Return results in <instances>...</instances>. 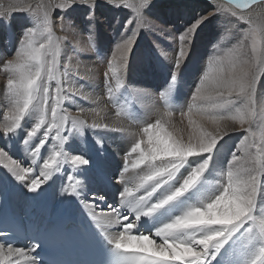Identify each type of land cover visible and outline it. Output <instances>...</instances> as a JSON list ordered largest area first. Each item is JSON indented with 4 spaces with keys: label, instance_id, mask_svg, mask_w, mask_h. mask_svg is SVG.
<instances>
[{
    "label": "snow or ice",
    "instance_id": "obj_1",
    "mask_svg": "<svg viewBox=\"0 0 264 264\" xmlns=\"http://www.w3.org/2000/svg\"><path fill=\"white\" fill-rule=\"evenodd\" d=\"M103 3L114 9L130 10L119 36L115 37L110 58L104 57L107 101L117 105V119H111L107 112L101 116L102 108L83 107L76 109L78 115L72 117L69 109L63 107L65 101L75 103V97H83L85 85H69L65 79L68 65H61L62 42L70 33L78 40L87 33L89 44L97 45L94 23L82 31L63 13L74 5L85 6L89 9L86 19L93 22L97 0L41 3L36 6V13L42 14L29 16L35 26L21 34L15 54L0 55V67L8 74L6 90L11 98L0 123V168L29 193H39L46 185L56 189L57 198L66 206L63 211L69 223L73 202L84 215V208L89 209L87 220L111 246V264H230L228 253L253 243L259 247L251 264H264V215L256 211L257 197L264 187V136L257 140L253 133L257 86L264 77V23L258 24L253 13L257 7L264 9V0H204L211 10L197 14L178 32L149 15L154 0H103ZM56 9L61 15L53 17ZM19 10L31 12L30 6ZM214 17L219 35L210 44L213 49L232 29L242 35L223 56L207 51L199 61L200 73L186 111L185 107L174 110L168 101L192 54L197 32ZM0 20H11L7 10L0 11ZM57 21L64 35H56ZM38 31L43 36L40 41L35 39ZM142 33L157 34L169 41L168 50L158 40L154 39L153 45L172 65L171 81L159 93L163 104L150 109L143 124L131 131L119 119L123 108L116 98L125 89L123 73L128 70ZM131 94L148 95L142 89H133ZM93 103L98 104L99 100ZM86 111L100 117L90 125L92 129L126 132L133 138L129 141L123 135L118 137L124 144L123 163L119 174L114 179L108 177L107 183L120 185L122 191L117 201L101 208L99 214L96 208L98 202L106 201L105 196L89 192L87 167H76L88 166L89 160L70 154L71 149L65 147L70 140L84 136L86 121L79 114ZM177 112L181 123L187 118L186 129H177L172 124ZM194 115L199 123L193 119ZM128 119L137 121L141 117H133L129 111ZM27 121H31L30 128L26 127ZM238 128L243 135L218 170V187L210 194H199L195 203L181 200L197 188L206 172L215 170L216 157L224 147L220 142ZM49 142L51 151L43 157L42 149ZM96 143L101 141L96 139ZM19 152L23 153V159H14L12 153ZM69 164L74 166L71 175L65 167ZM130 168L136 170L132 179L126 175ZM224 207L229 210L226 217L218 211ZM24 214L30 216L31 210L25 208ZM145 218L152 227H144ZM6 220L11 221L17 233L29 230L17 214L5 216L4 196L0 192V225ZM33 228L38 231L40 226ZM12 230H0V237ZM46 255V247L38 239L30 240L24 248L0 241V264H12L14 256H23L27 264H48Z\"/></svg>",
    "mask_w": 264,
    "mask_h": 264
},
{
    "label": "bare ground",
    "instance_id": "obj_2",
    "mask_svg": "<svg viewBox=\"0 0 264 264\" xmlns=\"http://www.w3.org/2000/svg\"><path fill=\"white\" fill-rule=\"evenodd\" d=\"M49 2L55 3L56 0H0V11L7 10V16L11 17V20L8 22H5L4 20H0V55L10 57L15 54L17 43H18V40L21 34L24 32L26 28L35 26V21L31 22L29 16L32 15L33 13H36L37 5L41 3H49ZM29 6L31 8V12L19 10L21 8H27ZM210 10H211V6L206 5L204 3V0H154V5L150 9L149 14L154 19H156L158 22H162L166 27L172 28L174 31H177L178 29L182 31L185 26L190 24L191 21L197 17V14L204 15L207 11H210ZM129 11L130 10L114 9L110 5L103 3V0H97V4L95 8V20L93 22H89L86 19L89 9L85 6L74 5L66 13H63V15L66 18L71 19L74 24L79 25L82 31H87V28L90 26V24L94 23L95 29H96V39L100 38V42L103 48H105L106 51H108L109 49H112L113 47V46H110L108 43L111 40L110 37H112V35L114 37L115 36L114 34L116 33L120 34L123 28V24L125 20L128 18ZM36 14L39 15L42 13H36ZM52 15L53 17H55V16L61 15V13L59 12L58 9H56L53 11ZM253 16H254V19H256L257 23L260 24L264 20V9L257 7L256 12L253 13ZM170 19L172 22L170 21V25H168V21ZM210 22L211 20L206 22L204 25H202L201 28L198 30L197 37L194 42L195 47L197 44L198 37H200L202 34L205 36L206 32H209V34H207V36L209 37V40L210 38L214 39L218 37L219 30L217 32H212L210 30L211 29ZM58 24H59V21H57V27L55 29L56 35L57 36L64 35L63 33H61L58 27ZM140 38L143 39L147 37H145L144 35H141ZM35 39L37 41H40L43 39V36L40 34L39 31L37 32V36L35 37ZM154 39L158 40L161 44H163L162 46L166 47V50L170 49V45L168 44L169 41L164 40L162 37H156ZM233 39H237V37L234 35L232 31H228L225 35V38L220 43H223L226 48L227 47L230 48L232 47L231 42ZM81 40H84V43H86L87 45L84 47L81 46L82 45ZM153 40L148 39L147 44H151ZM77 44H79V47H77ZM69 45L71 47L74 46L79 49L80 57L78 56V52H76L77 57H75V53L69 52L70 51V49L68 50ZM91 46L93 45L89 44L87 33H85L82 37H80L79 40L70 33L68 34V36L65 37V40L62 42L61 53L62 52L63 53L60 55L61 65L67 64L68 72L72 71L76 77L75 79L79 80L81 84L85 85L84 89L82 90L84 92L83 97L81 96L75 97L74 98L75 103H72L70 101H65L64 105H68V107H70L67 109H69V111L71 112L72 117H75L78 115L76 109L83 107L85 109L102 108L104 109V112H101V116H103L105 112H107L108 116L111 119H117L114 113V110L117 105L110 104L107 101V97H106L107 95H104L105 93H103L102 89H100L99 87V85L102 84L101 78L103 74L102 71L104 69H102V71L99 72L100 75L96 74L95 61L93 59H90L92 53L88 49V47H91ZM153 53L155 52L153 51ZM69 57H71V59H69ZM195 61L196 63L199 64L198 59L193 58V60H191L189 57L188 61L183 66L182 72L183 70H187L188 73H191L190 71L191 69L190 68L186 69V65L189 62H191L193 66ZM165 62H167V64L170 65V67L168 69H165L163 72L165 74H171L172 65L168 61H165ZM61 70H63V67ZM199 70L200 69L198 68L196 69V71H199ZM144 71L142 69V72ZM0 72H2L1 74H3L4 76L8 77V74L3 70L2 67H0ZM194 72H195V69L193 70V73ZM126 74H127V70H125L123 73V81H124ZM70 81H72V79ZM70 81L68 83H73ZM167 82H170V80H168ZM6 84L7 83H2L0 81V88H6ZM113 84H115L114 81H113ZM145 85H148V84H145ZM104 89H105V86H104ZM136 89H143V88L142 86L139 85L138 87H136ZM125 91L126 90H123L121 94L116 98L117 104H118V100L122 98L121 96L125 95ZM257 91L258 93L255 98V111H256L255 115L256 116L254 117L253 133H254L255 138L259 140L261 136H264V81L263 79L260 80V83L257 86ZM128 94H129V91H128ZM127 96L129 97L128 99L132 98L131 94ZM177 99H179V95ZM96 100H99L98 104L93 103V101H96ZM137 100H139L140 102H145V103H147L148 101L145 95H138ZM126 101L128 103V100ZM133 102L136 104V107L138 108L137 114L141 112L147 113L153 107H159L157 102H153V101H152L151 106L145 105V107H141V105H138L136 101H133ZM10 104H11V98L8 96V94H7V100H4V99L0 100V123L3 122V119H2L3 115L8 111V106ZM119 104H120V101H119ZM64 105L63 107H65ZM79 115L81 119L86 121V124L84 126V136L83 137L78 136L77 138L70 140L69 143L80 142L83 144H87L90 148L89 157H91V160L93 162L89 163L88 166H76V167H87V171L85 175H87L88 177L87 183H88L89 192H96V193H99L100 195L105 196V199H106L105 202H102V203L98 202V207L96 208V211L99 214L101 208H106L107 204L109 203H115L117 201V197L119 196V193L122 191V189H120L121 188L120 185L109 186V184L107 183L108 177L114 178L116 175L119 174V170L121 169L122 163H123L121 156L123 155L124 144L118 137L123 135L127 137L129 141H131L133 138L127 136L126 132L125 133H113V132H107L104 130L92 129L90 125L93 123V121L100 120V117H97L94 112L86 111L84 113H80ZM135 117L137 116L135 115ZM259 117H262V119L258 122ZM119 119L121 120L123 124V121H122L123 118L120 117ZM193 119L198 120V118L195 115L193 116ZM102 122H110V120L102 121ZM186 122L187 121L183 120V122L181 123V118L177 116L172 117V124H174L177 129H186ZM134 123H135V127L133 125H130V126H127L126 128L130 129L131 131L132 130L136 131L138 125L143 124V121L139 119L137 121H134ZM31 126H32L31 121H27L26 127L30 128ZM208 128L211 129L212 125L209 124ZM93 133H95V138L93 137ZM241 134L242 132L238 128L236 132L230 134L231 137H225V140L221 141L220 143L223 145H227V143H230L235 137ZM20 137L21 138L23 137L22 130L20 131ZM0 139H2V137H0ZM96 139H99L101 141V144H97ZM225 141H227V143H225ZM51 143L52 142H49L45 145V149L47 151L45 149H42L41 155L43 157H46L47 154H49V152L51 151ZM227 146H228V149L226 151V154L233 151V148L230 144ZM217 147L219 148V145ZM12 155L14 159H23L22 152L12 153ZM219 156H220V152H219ZM193 159H201V158H193ZM215 163H216L215 170H210L209 172H206L205 177L202 178V182L197 186V188L190 190V192L187 193L185 197H182L181 200H185L186 203H195L197 196L199 194L201 193L210 194L212 189L218 187L217 182L220 179L218 175V170L222 168L223 165H218V162H215ZM65 167L68 169V174L71 175L74 166H71L69 164V165H65ZM135 171L136 170L131 169L129 173L126 175H128L129 178L132 179L134 178ZM0 192H2L4 196V212H6L7 209L11 210L14 214L18 215L21 221H23V219H29L30 217V216L28 217L25 216L24 214L25 208H29L31 210V214L36 218L37 224H40L43 221H45L47 216H51L52 218L53 216L60 213L66 208L63 201L57 198L56 189L50 188L46 185L45 188L41 189L39 193H29L27 191V188H25L22 184L17 183L4 168H0ZM192 193H196L197 195H193ZM88 199H89V202H91L92 198L89 197ZM81 207L83 208V206ZM71 210H72L71 215H72L73 221H79L83 223L86 227L91 228L96 232V230L91 226L90 222L87 220L85 216L87 215L89 209L84 208V212H85V215H84L81 213V210L76 205V203L73 202V204L71 205ZM256 211L258 215H264V187H262L261 192L259 196L257 197ZM101 223H103L102 219H101ZM142 223L144 224L145 228H149L153 226L152 223L147 220V218H145L142 221ZM103 242L106 243V241L104 240ZM108 246L109 248H111L110 245ZM15 247L24 248L25 246L17 245ZM227 247L228 246H226V248ZM258 247H259L258 244L253 243L251 245H246L240 249H236L228 253V260L230 261V264H251L252 260L255 258L257 254ZM218 259H223V258H218ZM12 264H27V262L23 256L21 257L14 256L12 258Z\"/></svg>",
    "mask_w": 264,
    "mask_h": 264
},
{
    "label": "rangeland",
    "instance_id": "obj_3",
    "mask_svg": "<svg viewBox=\"0 0 264 264\" xmlns=\"http://www.w3.org/2000/svg\"><path fill=\"white\" fill-rule=\"evenodd\" d=\"M150 15V14H149ZM194 20V19H193ZM192 20V21H193ZM170 21L171 19L168 21V25H170ZM191 21V22H192ZM216 21H217V18H213L210 22V26H211V31L212 32H217L218 29H217V26H216ZM172 22V21H171ZM261 23H264V20L261 22ZM178 31H181V30H177ZM234 35L237 37V39L242 35L238 30L236 29H232L231 30ZM207 34H209V32H206L205 33V36L202 34L200 37H198L197 39V44H196V47H195V44L193 46V51H192V54L190 56V59L193 60L194 59H198L199 61L202 60L204 58V56L207 54V50L209 53H214L216 55H220V56H223L227 51H228V47L226 48L224 46L223 43H219V45L215 48V49H211L212 47L210 46L211 43H215V39H212L210 38L209 40V37L207 36ZM115 36L113 37H110V41L108 42L110 46H113L112 48H114V43H115V37H118L119 34H114ZM141 35H144L145 37L147 38H140L137 42V47L133 50V54L132 56L130 57V62H129V65H128V70H127V74L124 78V84H125V95L124 96H121L122 98H120L118 100V105L120 108H123V113H122V118H123V126L124 127H127V126H130V125H133L135 127V123L134 121L132 120H128V112L130 111V115H132L133 117L136 116H140L141 117V120L144 122V118H146V112H141L139 114L138 113V108L136 107V104L133 102V101H136V103L138 105H141V107H145L146 106H151L152 105V101L153 102H157L158 105L163 104L162 101L159 100V93L165 91L170 82H167L168 80L171 81V74H165L163 71L165 69H168L170 67V65L167 64V62H165L166 60L161 56L160 58V54L156 51V49L153 47V41L151 42V44H147L148 42V39L149 40H153L154 38L156 37H161L157 34H152V35H149V34H144L142 33ZM203 39V40H202ZM237 39H233L232 42H231V46H233L234 42L237 40ZM82 41V45L81 46H86L87 44L84 43V40H81ZM203 41V43H202ZM84 43V44H83ZM97 46L93 47H88L89 51H91L92 55L90 57V59H93L95 61V67H96V74L100 75L99 72L102 71V69H104L105 71H107V65L106 63L104 62V57H108L110 58L111 56V51L112 49H109L108 51H106L105 48H103L101 42H100V38H97ZM163 45V44H162ZM201 45V46H200ZM222 45V46H221ZM165 46V45H164ZM249 46H250V42H249ZM99 47V48H97ZM222 47V48H221ZM103 48V50H102ZM166 49V47H164ZM220 48V49H219ZM70 49L69 52L71 53H75V57H77V54L76 52H78V56L80 57V52H79V49L77 47H74V46H70L68 47V50ZM78 51H77V50ZM99 49V50H98ZM222 49V50H221ZM224 49V50H223ZM72 50V51H71ZM76 50V51H75ZM97 52H96V51ZM219 52H218V51ZM88 51V50H87ZM88 51V52H89ZM93 51V52H92ZM153 51L155 53H153ZM103 54H101V53ZM63 53V52H62ZM61 53V54H62ZM202 53V54H201ZM101 54V55H100ZM158 54V55H157ZM204 54V55H203ZM203 55V56H202ZM95 56V57H94ZM159 56V57H158ZM198 57V58H197ZM101 59V60H100ZM147 59V60H146ZM99 61V62H98ZM103 63H102V62ZM166 64H165V63ZM163 63V64H162ZM99 66V67H98ZM105 66V67H104ZM145 66V67H144ZM162 66V67H161ZM195 66V67H193ZM192 66V63L189 62L187 65H186V69L190 68L191 70V73H188L187 70H183V72L181 71V73L179 74V77H178V80H177V83L171 93L172 96H170L171 98H169V101H168V106H170L172 109L175 110L178 109V108H183L185 107V111H186V103L189 101L190 102V94H191V90L194 86V83H195V79L196 77L199 75L200 73V70L199 71H196V69H200L199 67V64L196 63V61L194 62V65ZM159 67V68H158ZM62 69V68H61ZM142 69L144 72H142ZM195 69V72L193 73V70ZM102 71V73H104L105 71ZM141 70V71H140ZM205 70H206V63H205ZM63 71V70H61ZM162 71V73H161ZM70 72V73H69ZM68 72V76L70 74V76L72 77H66L65 79L69 82L71 79L72 81L70 82H73V83H68L69 85H74V86H78L80 85L81 83L79 82V80L75 79V75L73 74L72 71H69ZM98 72V73H97ZM147 72V73H146ZM187 72V73H186ZM2 72H0V81L2 83H7V77L4 76L3 74H1ZM131 73V74H129ZM153 73V74H152ZM142 74V75H141ZM150 74V75H149ZM165 74V75H164ZM130 75V76H129ZM147 75V76H146ZM170 75V76H169ZM104 75L102 74V78H101V81H102V84L99 85L100 89H102V92L105 93L104 95H107L106 92V88L104 89V86L105 84L103 83L105 78L103 77ZM149 76V77H148ZM161 76V77H160ZM6 77V78H5ZM164 77V78H163ZM182 77V78H181ZM74 78V80H73ZM166 78V80H165ZM69 79V80H68ZM104 79V80H103ZM126 79V80H125ZM163 79V80H162ZM261 79H263L264 81V78L262 77ZM159 80V81H158ZM186 80V81H185ZM75 81V83H74ZM79 83H78V82ZM138 81V82H137ZM146 82V83H145ZM148 82V83H147ZM152 83V84H151ZM167 83V85H166ZM77 84V85H76ZM133 84V85H132ZM145 84H148V85H145ZM157 84V85H156ZM104 85V86H103ZM142 86V88L148 93V95H145L147 97V103L145 102H140L138 99V95H135V94H131V90L133 89H136V87L138 86ZM164 85V86H163ZM166 85V86H165ZM114 86V84H113ZM135 86V87H134ZM152 86V88H151ZM163 86V87H162ZM192 86V87H191ZM67 87V85H66ZM189 87V88H188ZM163 88V89H162ZM188 88V89H187ZM142 89V90H143ZM3 90V91H2ZM128 90H129V94H128ZM179 90V91H178ZM123 91V90H122ZM149 91V92H148ZM259 91V89H258ZM257 91V93H258ZM180 92V93H179ZM7 90L6 88H0V100H7ZM70 94V93H69ZM130 95L132 96V98L128 99L129 97L127 95ZM152 94V96H151ZM3 95V96H2ZM178 95H179V99L178 98ZM183 95V97H182ZM134 96V97H133ZM107 97V96H106ZM3 98V99H2ZM155 99V100H154ZM128 100V103L127 101ZM132 100V101H131ZM180 100V101H179ZM119 101H120V104H119ZM133 103H131V102ZM173 101V102H172ZM123 102V103H121ZM125 102V103H124ZM140 104H139V103ZM178 102V103H177ZM181 103V104H179ZM124 104V105H123ZM66 108H70L68 107V105H64ZM128 106V107H127ZM136 107V108H135ZM175 107V108H174ZM118 110V107L116 106L115 110H114V113ZM136 112V113H135ZM256 112V111H255ZM133 113V114H132ZM135 114V115H134ZM145 115V116H144ZM174 116H177L180 118L179 116V113H175ZM256 116V115H255ZM254 116V117H255ZM262 119V117H259L258 118V122ZM184 121H187V118H184L183 119ZM132 122V123H131ZM197 122H199L197 120ZM209 125V124H208ZM207 125V127H208ZM186 128H187V122H186ZM130 130V129H129ZM133 131V130H132ZM243 133L237 137H235L230 143H227V145H231L233 150L235 148V145H236V142L238 140V138H240V136L242 137ZM138 139V137H137ZM236 139V140H235ZM227 145H224V147L222 149H220V156L218 155L216 157V162H218V165H224L228 159V154H226V151L228 149V146ZM66 148H70L71 151L73 153H70V154H77V155H83L85 159H88L89 160V163H92L93 161L91 160V157H89V146L87 144H83V143H80V142H74V143H69L65 146ZM226 149V150H225ZM104 165V164H103ZM131 170V169H130ZM128 174V173H127ZM117 176V175H116ZM115 176V177H116ZM114 177V178H115ZM113 178V179H114ZM121 189V188H120Z\"/></svg>",
    "mask_w": 264,
    "mask_h": 264
},
{
    "label": "clouds",
    "instance_id": "obj_4",
    "mask_svg": "<svg viewBox=\"0 0 264 264\" xmlns=\"http://www.w3.org/2000/svg\"><path fill=\"white\" fill-rule=\"evenodd\" d=\"M218 211L220 212L222 217H226L229 210L228 208L224 207V208L219 209Z\"/></svg>",
    "mask_w": 264,
    "mask_h": 264
}]
</instances>
